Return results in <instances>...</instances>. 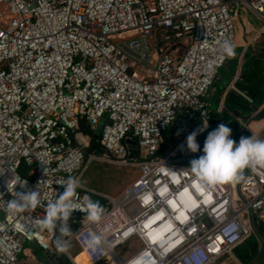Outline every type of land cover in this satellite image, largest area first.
I'll return each mask as SVG.
<instances>
[{"label": "built area", "instance_id": "built-area-1", "mask_svg": "<svg viewBox=\"0 0 264 264\" xmlns=\"http://www.w3.org/2000/svg\"><path fill=\"white\" fill-rule=\"evenodd\" d=\"M246 14L261 24L262 38L264 0H0V264H19L26 243L55 252L59 231L35 227L64 191L56 181L82 180L100 161L139 176L117 198L82 184L77 203L85 195L104 201L105 216L90 225L74 210L68 248L76 245L91 264H129L145 249L155 264L237 260L236 248L253 237L249 209L264 227V169L245 171L240 195L237 183L200 189L187 167L202 153L189 151L186 141L203 121L201 140L218 127L209 98L229 59L220 46H236L240 29L250 34ZM239 122L240 131L264 139V129ZM83 125L98 138L89 142ZM170 127L181 144L169 143L160 156ZM127 141L137 143L133 159ZM169 169L184 175L174 181ZM15 184L16 192L41 191L35 211L8 215ZM146 193L148 205L140 199ZM104 225L111 226L107 242L88 249L87 239ZM145 231L157 239H145ZM64 256L78 264L69 250Z\"/></svg>", "mask_w": 264, "mask_h": 264}, {"label": "clouds", "instance_id": "clouds-1", "mask_svg": "<svg viewBox=\"0 0 264 264\" xmlns=\"http://www.w3.org/2000/svg\"><path fill=\"white\" fill-rule=\"evenodd\" d=\"M220 47L221 54L224 57L231 58L235 55V45L231 40H225ZM215 68L214 63L206 65V70L209 73L214 72ZM207 126V122L203 121V127L191 133L186 141L189 151L192 153L202 151L203 153L198 158L193 159L190 162V166L187 167L195 182V186L203 190H211L216 186L238 183L244 180L246 170L264 169V139L254 136L241 137L239 142H237L231 138V129L225 124H220L216 129L208 133L201 149L197 142V135L199 132L204 131ZM40 161L43 165H49L45 160ZM48 171L49 167H46L44 169L46 176ZM170 171L174 181H178L184 175V170ZM56 183L64 186V191L59 197L56 195L55 199L46 205L45 215L40 219L39 224L36 225V231H47L54 235L59 231L62 237H69L71 232L68 222L74 210L83 212L85 214L84 220L86 219L90 225H99L103 222L105 209L98 201L85 195L83 203H77L78 190L83 187L78 177L70 176L67 180H57ZM17 184L23 187L26 181ZM17 184L13 186L11 193L14 198L9 200L6 205V211L10 217L25 212H33L41 205V191L16 192ZM161 194L163 195V192ZM140 199L142 204L148 205L152 200V195L151 193H146ZM18 227L23 231L25 226ZM110 229V225H104L103 231L94 232L87 239L86 247L90 250H95L104 245L107 242L106 233ZM29 235H32V233H29ZM143 235L147 240L154 241L157 239L156 235L150 231H145ZM54 245L59 254L68 251V239L56 238L55 235ZM129 264H155V261L145 249L133 257Z\"/></svg>", "mask_w": 264, "mask_h": 264}, {"label": "crops", "instance_id": "crops-1", "mask_svg": "<svg viewBox=\"0 0 264 264\" xmlns=\"http://www.w3.org/2000/svg\"><path fill=\"white\" fill-rule=\"evenodd\" d=\"M244 16L249 23L248 30L250 34L245 33L244 29L238 31L235 55L231 59H228V62L231 61V63L228 64L227 62L225 68L222 69L223 73L220 72L222 75H219V79L216 81L215 89L211 93L209 100L211 103V114L214 113L219 118L221 117V124H226L232 132L240 131L239 120H243L248 124L251 123L250 127L252 130L258 132L264 129V55H261L262 58L258 57L259 53H264V36L258 38L257 33L260 32L261 26L259 28L256 27L257 22L250 14ZM247 38L250 39L249 42ZM246 90H249V92L256 91L255 94L257 95L255 97H249L246 94ZM239 97L248 101L249 104L238 106L237 102L234 103L233 99L236 100ZM231 101L233 102L232 104H230ZM99 132L98 130L96 133ZM81 133L86 136L89 142L94 138L85 129L81 130ZM167 137L164 136V144L160 150V156H164L169 150ZM176 137L180 143L176 147L170 143L172 149H177L181 144L177 131ZM181 154H187V152L183 150ZM74 246L73 252H76L75 256L79 257L80 250L76 245ZM56 262L63 264L60 260ZM238 262L240 261L238 260ZM219 263L231 264L232 261L228 257H225ZM19 264L52 263L48 262L45 258V252L40 247L34 243H26L24 252L20 256Z\"/></svg>", "mask_w": 264, "mask_h": 264}, {"label": "rangeland", "instance_id": "rangeland-1", "mask_svg": "<svg viewBox=\"0 0 264 264\" xmlns=\"http://www.w3.org/2000/svg\"><path fill=\"white\" fill-rule=\"evenodd\" d=\"M260 26L261 24L257 22L256 27L259 28ZM230 63L231 61L228 62V64ZM221 73H223V70ZM221 73L220 75H222ZM138 176L139 173L135 169L112 166L100 161L93 162L89 166L88 170L84 173L81 182L82 184L89 186L102 194H107L113 198H117ZM74 247V244H71L68 248L69 252L73 256L76 254V252H73ZM120 253H122L125 257L130 254V252L124 248L120 250ZM228 259L232 261L231 264H242L233 257H228ZM76 262L78 264H90L82 254H80V256L76 259Z\"/></svg>", "mask_w": 264, "mask_h": 264}, {"label": "trees", "instance_id": "trees-1", "mask_svg": "<svg viewBox=\"0 0 264 264\" xmlns=\"http://www.w3.org/2000/svg\"><path fill=\"white\" fill-rule=\"evenodd\" d=\"M256 91L253 92H249V90H246V94L249 97H255ZM234 103L237 102L238 106H244L245 104H249L248 101H246L245 99L239 97L236 100L233 99ZM233 102L231 101L230 104H232ZM212 116V123L213 125H220L221 124V117L219 118L217 114H211ZM87 133H91L90 130H85ZM208 134H206L205 136L202 137V142L204 145L205 139L207 137ZM165 136L167 137V140L169 141V143H171L174 147L178 146V144L180 143L176 137V130L172 127H170L168 129V131L166 132ZM170 137V138H169ZM241 137H249V135L245 132L242 131H236L233 132V137L232 139H234L235 141L239 142ZM28 172V168L24 165L21 168V174L22 175H26ZM102 206H104V201L101 200H97ZM101 201V202H100ZM58 232V231H57ZM264 235V233H262ZM257 240L253 237L250 240H248L247 242H245L244 244H242L241 246H239L238 248H236V250L234 251L236 257L238 258V260L242 263V264H249L252 259L257 255ZM63 264H72L71 262L67 261Z\"/></svg>", "mask_w": 264, "mask_h": 264}, {"label": "water", "instance_id": "water-1", "mask_svg": "<svg viewBox=\"0 0 264 264\" xmlns=\"http://www.w3.org/2000/svg\"><path fill=\"white\" fill-rule=\"evenodd\" d=\"M261 55H264V53H259L258 57L262 58ZM188 125H190V124H188ZM82 129L90 130V128H86L84 125L82 126ZM96 138H98L97 135L94 136V139H96ZM197 142L200 143L201 142V138H197ZM126 143L128 144V148H129V151H130V159H133L136 156L137 151H138L137 143L136 142H132V141H127ZM92 148H93V150H97L99 153H103V150L101 148H99L95 144H93ZM201 153H202V151H201ZM240 184H241V181L238 182L237 186H236L237 187V192H238L239 195H240V190H239ZM243 202L246 203V200L243 199ZM248 217H249V220H250L251 229L253 231V236L257 240V244H258L257 245V248H258L257 255L252 259V261L249 264H259L260 261L262 260L263 255H264V235L262 234L264 232V227L258 226L256 224V218L253 217L252 211L250 209L248 210ZM73 231H74V229L70 230V232H71L70 236H72ZM70 236L69 237H62V234L59 233L57 238L69 239ZM53 247H54L55 252H51V251L45 252V258L48 260V262H50L52 264H58L56 262L58 260H60L62 263L67 262V259L64 256V253L63 254H59L56 251L54 244H53Z\"/></svg>", "mask_w": 264, "mask_h": 264}, {"label": "bare ground", "instance_id": "bare-ground-1", "mask_svg": "<svg viewBox=\"0 0 264 264\" xmlns=\"http://www.w3.org/2000/svg\"><path fill=\"white\" fill-rule=\"evenodd\" d=\"M83 255V254H82ZM85 257V255H83ZM86 258V257H85ZM87 259V258H86ZM88 260V259H87ZM88 262L91 264V262L88 260Z\"/></svg>", "mask_w": 264, "mask_h": 264}]
</instances>
